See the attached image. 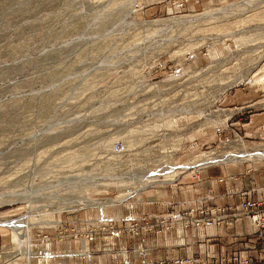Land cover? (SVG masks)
<instances>
[{"label":"rangeland","instance_id":"rangeland-1","mask_svg":"<svg viewBox=\"0 0 264 264\" xmlns=\"http://www.w3.org/2000/svg\"><path fill=\"white\" fill-rule=\"evenodd\" d=\"M166 1L0 0V220L32 211L48 218L32 226L48 225L81 209H68L81 193L96 201L130 194L129 179L127 190L108 184L127 172L174 167L176 176L208 155L232 161L212 165H251L234 163V153L259 150L231 140L260 143L264 111L224 127L218 119L263 93L229 83L263 58L264 46L251 47L264 44V0ZM119 139L121 162L110 152ZM182 185L153 186L151 197ZM112 199L98 202L124 200ZM107 210L116 208L99 209ZM13 230L0 225V264L29 241Z\"/></svg>","mask_w":264,"mask_h":264},{"label":"built area","instance_id":"built-area-1","mask_svg":"<svg viewBox=\"0 0 264 264\" xmlns=\"http://www.w3.org/2000/svg\"><path fill=\"white\" fill-rule=\"evenodd\" d=\"M166 3L170 7L179 4L174 0H167ZM261 46L263 47L264 44L257 45L256 43L255 47H251V51ZM263 58H260L257 63L248 65L253 70L247 77L240 78V80L235 81V84L234 82L229 83L232 88L248 84L252 92L257 94L260 89L263 93L258 94L254 99H250L244 105L235 106L229 108V110L221 109L223 117L218 119V123L221 122L223 127L234 116L238 120H243L247 118L250 111H264V62H260ZM217 130L220 132L221 128H217ZM258 137L260 139L258 144L246 145L244 144L245 140L238 134L231 142L240 145L237 147L246 148L247 150L258 149L264 151V125L261 126ZM126 150L125 142L121 139L116 140L110 146V152L115 157L114 160L117 159L119 162L124 160L120 156ZM234 163L241 164L243 162L235 161ZM245 163L251 165L264 163V155L259 157L254 154L252 160L245 161ZM212 164H217V162L206 165L200 164L195 168L191 167L181 171L178 169L177 179L173 184L182 180L186 174L199 177L200 170ZM137 175L149 177L153 174L127 172L122 177L124 181L129 179L127 184L131 186L139 183L140 177L137 178ZM173 184L167 183L165 187H173ZM157 191L158 189H155V187L141 189L139 197L128 196L119 202V205L132 208L143 200V196L148 195L146 197H151ZM116 195L114 193L113 197ZM163 205L165 207L163 214L130 212L129 214L114 215L107 211L90 213L89 210L114 206L98 204L81 208L85 209V212L80 216L77 215V212L81 209L67 213L69 217L66 218H62L61 215L57 218V216L52 220V224L30 227L28 249L31 254L24 256L20 254V249L18 251L15 249V254L10 259L11 263L16 264V261H18L17 264H132L131 257H134L141 259L140 264H264V198L250 199L243 197L236 204L199 206L191 209H178L171 200L163 201ZM244 220L250 221L254 226V231L251 234H246L252 240H248L245 244L244 251L247 253L245 255L239 252H221L219 254L205 252L167 258L162 252L159 258H150L153 250L157 247V243L154 239H148L147 234L157 236L171 230L174 234L173 246L184 247L187 244L186 230L189 228L205 226L221 230ZM31 229H35L34 232H31ZM126 235L136 239L128 245L124 238ZM17 252H19V255L16 254ZM95 256L109 257L110 260L94 259ZM22 260L23 262H21Z\"/></svg>","mask_w":264,"mask_h":264},{"label":"crops","instance_id":"crops-1","mask_svg":"<svg viewBox=\"0 0 264 264\" xmlns=\"http://www.w3.org/2000/svg\"><path fill=\"white\" fill-rule=\"evenodd\" d=\"M243 197L264 198V163H256L251 167L236 164L208 166L200 170L199 177L186 174L181 188H167L156 194L155 198L146 197L132 208L121 205L110 206L116 208L115 213L110 210L107 212L114 215L130 212L163 214L165 200L173 201L178 209H191L199 206L236 204ZM89 212L100 213L99 209ZM253 231L254 226L248 220L231 224L221 230L215 227H192L186 230L187 244L184 247L173 246L174 234L171 230L157 236L147 234L146 237L156 240L157 243L150 258H159L162 252L167 258L205 252L210 254L239 252L245 255L247 254L244 251L245 244L248 240H252L246 234H251ZM124 238L128 245L136 239L128 235ZM94 259L110 260L105 256H95ZM140 261L139 258L131 257L132 264H140Z\"/></svg>","mask_w":264,"mask_h":264},{"label":"bare ground","instance_id":"bare-ground-1","mask_svg":"<svg viewBox=\"0 0 264 264\" xmlns=\"http://www.w3.org/2000/svg\"><path fill=\"white\" fill-rule=\"evenodd\" d=\"M177 20L178 19H184V18H182V17H179V18H176ZM173 20V19H172ZM182 20H180V22H181ZM149 22V21H148ZM165 22V21H164ZM183 22V21H182ZM158 23V22H157ZM162 24V23H161ZM156 25V24H155ZM157 29V28H156ZM135 141V140H134ZM127 148V147H126ZM242 151V150H241ZM250 151V150H249ZM244 152V151H243ZM254 152V151H253ZM127 153V152H126ZM209 154V153H208ZM232 154L233 153H231V156H232ZM252 154L251 153H247V152H244V153H234V159H238V160H236V161H238V162H243V161H250V160H252V156H251ZM255 155H257V156H263L264 155V151H262L261 152V150H259V153L257 152V153H255ZM121 157V156H120ZM203 158V157H202ZM224 158V157H223ZM230 158V157H229ZM205 160V162L204 163H202L201 161V163L200 162H198V164H195V166H199L200 164L201 165H206V164H210V163H229V162H232V161H230V160H228V159H222V158H219V157H217V156H210V155H208V157L207 158H204ZM249 159V160H248ZM189 166V164H185V165H183V166H180V167H178V168H181V167H188ZM193 168H195V167H193ZM176 171V168H174V167H172V168H170V169H168V170H164L161 174H157V173H155V174H153V175H150L149 177H141L140 175H137L138 177L137 178H139L140 177V181H139V183H137L136 185H131L132 187H130L128 190L130 191V194H129V192H124L122 195H117L114 199H112V201H114L115 199H124L125 197L127 198L128 196H132V197H139L140 195H139V192H140V190L141 189H147V188H149V187H153V186H159V185H165V184H167V183H171V184H173V182H175V180L177 179L176 178V176H175V172ZM83 175H85V174H83ZM91 175V174H90ZM83 177V176H82ZM98 178H100V179H107V177H98ZM112 178L113 179H110L111 181V183H108V184H110V185H114V183L115 184H118L119 186H123V184H124V186L126 185L125 183H126V181H125V183H124V179H123V177H121V178H116V177H113L112 176ZM77 179V178H76ZM81 179V178H80ZM87 179H88V177H87ZM84 180H86V178L85 179H81V180H79V181H81V183H83V182H86V181H84ZM95 180H96V178L94 179V180H92L91 182H94L95 183ZM98 183V182H97ZM101 183V182H100ZM103 183V182H102ZM80 184V183H79ZM84 184V183H83ZM139 184V185H138ZM73 185H74V183H73ZM93 185V184H92ZM138 185V186H137ZM123 186V187H124ZM149 186V187H148ZM90 187V186H89ZM122 187V188H123ZM127 187H129L128 185H127ZM76 188V187H75ZM119 188V187H118ZM135 188H138V192H137V190H135ZM123 189H126L125 187L123 188ZM127 190V189H126ZM137 192V193H135V191ZM76 194V193H75ZM19 197V196H18ZM2 198V197H1ZM21 199H24V201H25V199L27 200V202L29 203L28 205L29 206H33V203H32V201L31 200H28V198L26 197V196H24L23 194H22V196L20 197ZM68 199V198H67ZM66 199V200H67ZM70 199V200H69ZM68 200H69V202H68V209H79V208H85V207H87V206H90V205H92L93 204V206H94V204L96 205V203L97 204H99L100 202H98L99 201V199H98V201H96V200H92V199H90V198H88L86 195H82V193H81V195H79V196H77V197H75V198H73V199H71V198H69ZM77 199H78V201H77ZM67 200V201H68ZM3 201H5V202H8V201H11V200H3ZM2 201V202H3ZM106 202H109V203H111V201H108V200H105ZM105 202V203H106ZM118 202V201H117ZM119 202H121V201H119ZM65 204V203H64ZM108 204V203H107ZM111 205H116V204H111ZM34 208V207H33ZM29 209H30V207H29ZM28 209V210H29ZM32 209V208H31ZM30 209V210H31ZM72 209V210H73ZM27 210V211H28ZM29 210V211H30ZM54 211V210H53ZM53 211H50V212H53ZM46 212V211H45ZM44 213V212H43ZM42 213V214H43ZM45 214L46 213H44V215H39V214H34V213H32V211H30V212H28L27 213V215H23V217H20L19 219H16V220H7V221H2V220H0V225H2V226H5V227H8V228H11V229H14L13 231L15 232V239H18L19 237L20 238H22L24 241H28L29 240V236H28V233H29V230H30V227H32V225H33V223H36L37 221H39L40 219H43V218H45L46 220L48 219L47 217H45ZM38 215V216H37ZM27 220H29V221H27ZM46 221H43V222H39L40 224H42V223H45ZM30 223H32V225L30 224ZM38 223V224H39ZM31 226H30V225ZM50 224H52V223H50ZM18 234H21V235H19V237H18ZM19 238V239H20ZM20 241H21V239H20ZM25 243V242H24ZM20 244L21 246H20V250L22 251V255H24V256H29L31 253H30V250L28 249L29 247V241H28V243H27V245L26 244Z\"/></svg>","mask_w":264,"mask_h":264}]
</instances>
